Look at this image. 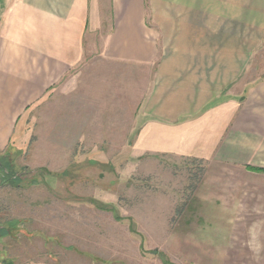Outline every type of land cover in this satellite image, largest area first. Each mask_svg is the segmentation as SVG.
Masks as SVG:
<instances>
[{
  "label": "crops",
  "instance_id": "0c3cea01",
  "mask_svg": "<svg viewBox=\"0 0 264 264\" xmlns=\"http://www.w3.org/2000/svg\"><path fill=\"white\" fill-rule=\"evenodd\" d=\"M263 36L264 0H0V148L45 95L64 92L69 109L111 91L133 109L113 123L129 124L135 151L205 163L193 198L218 214L256 196L239 171L264 175V80L231 90L249 59L234 45Z\"/></svg>",
  "mask_w": 264,
  "mask_h": 264
},
{
  "label": "rangeland",
  "instance_id": "374dc122",
  "mask_svg": "<svg viewBox=\"0 0 264 264\" xmlns=\"http://www.w3.org/2000/svg\"><path fill=\"white\" fill-rule=\"evenodd\" d=\"M241 47L249 59L231 87L240 96L264 80V36ZM126 100L118 109L107 91L68 109L64 92L49 93L27 110L0 148V264L264 263V175L239 171L256 196L203 214L193 190L205 163L135 151L129 124L113 123L133 115Z\"/></svg>",
  "mask_w": 264,
  "mask_h": 264
}]
</instances>
